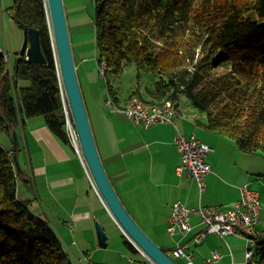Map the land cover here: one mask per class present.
I'll return each instance as SVG.
<instances>
[{"label": "trees", "instance_id": "trees-1", "mask_svg": "<svg viewBox=\"0 0 264 264\" xmlns=\"http://www.w3.org/2000/svg\"><path fill=\"white\" fill-rule=\"evenodd\" d=\"M93 1L96 54L109 72L134 65L157 75L146 97L139 89L131 97L179 106L183 95L204 114L203 128L233 139L242 152L264 155V0ZM45 4L13 0L11 18L39 31L47 62L23 58L11 76L0 53V135L42 117L69 144ZM108 93L116 98L112 86ZM3 147L0 141V264H72L57 232L20 199L14 155ZM256 242V264H264V230Z\"/></svg>", "mask_w": 264, "mask_h": 264}, {"label": "crops", "instance_id": "crops-1", "mask_svg": "<svg viewBox=\"0 0 264 264\" xmlns=\"http://www.w3.org/2000/svg\"><path fill=\"white\" fill-rule=\"evenodd\" d=\"M75 63L80 86L88 85L87 91L81 93L87 103L99 158L133 221L167 253L181 243L194 253L195 264H209L212 251L221 256L213 264H242L247 245L244 239H222L209 234L196 244L194 238L204 232L205 226L195 215L190 218V233L174 238L166 232L168 218L178 201L191 209L199 204L229 209L241 198L240 189L245 185L259 193L264 206V155L242 152L233 139L203 128L199 122L205 117L191 107L182 109L179 105L181 117L174 124L149 128L136 126L129 118H120L119 113L107 114L103 105L109 93L104 95L99 86L97 92L92 87L98 81L93 78L97 76L98 64L93 67L89 62ZM130 98L131 95L122 103L117 97L112 99L124 107ZM91 109L94 117L90 118ZM178 130L213 149L206 158L213 173L205 178L203 195L196 180L178 173L182 163L174 142ZM16 132L19 197L29 201L31 211L57 232L72 264H153L134 245L136 252L126 244V248L113 247L110 233L115 227L114 219L94 192L83 162L71 146L51 134L42 117L26 119ZM12 147L10 142L5 144L13 155ZM263 215L264 207L260 222ZM96 222L107 235V247L99 244ZM260 222L258 229L262 231ZM176 263L183 264L184 260L176 259Z\"/></svg>", "mask_w": 264, "mask_h": 264}, {"label": "built area", "instance_id": "built-area-1", "mask_svg": "<svg viewBox=\"0 0 264 264\" xmlns=\"http://www.w3.org/2000/svg\"><path fill=\"white\" fill-rule=\"evenodd\" d=\"M0 53L7 57L4 50L0 48ZM104 61V60H103ZM104 61L102 70L104 69ZM106 68V67H105ZM104 75V72H102ZM128 107L120 112L125 113L136 126L149 128L160 124H173L176 118L181 117V113L172 101L163 102L160 105L146 104L137 96H133L129 100ZM108 104H113L109 99ZM65 122L68 137H70L73 146L79 152L78 134L74 127L67 110L64 108ZM177 148L180 151L182 163L178 168L179 175H184L187 179L196 180L199 186L201 195L205 191V178L212 173V167L207 162L206 158L213 150L207 144L202 143L194 136L186 137L180 131L174 140ZM241 198L238 202L229 209H221L217 206L200 205L197 208L191 209L180 201L176 202L172 207L170 216L169 234L180 233L185 235L191 227V217L194 215L199 217L201 223L207 228L208 233L215 232L219 237L225 238L227 236H235L247 238L246 242V264H255L253 254L256 253L255 247L260 236V231L257 229L260 222L261 204L260 196L257 191L251 190L247 185L241 187ZM177 229V230H176ZM176 230V231H175ZM175 257L186 258L188 254L182 251H175ZM215 259L219 256L214 254ZM187 259V258H186ZM188 261V259H187ZM189 262V261H188ZM187 262V264H188ZM88 264H93L89 262ZM130 264H136L131 262Z\"/></svg>", "mask_w": 264, "mask_h": 264}, {"label": "water", "instance_id": "water-1", "mask_svg": "<svg viewBox=\"0 0 264 264\" xmlns=\"http://www.w3.org/2000/svg\"><path fill=\"white\" fill-rule=\"evenodd\" d=\"M48 11V20L50 24V30L52 33L53 43L55 45L56 55L59 71L61 77V83L64 87L66 94V101L68 102L72 113L76 133H78L80 146L82 149V155L88 171L92 177L93 184H95L106 209L109 211L114 219V222L118 224L124 236L130 241L134 247H136L141 253H143L149 261L154 264H177L173 259L169 258L166 252L163 251L157 244L150 239L146 233L139 227V225L133 221L124 205L122 204L119 196L110 183V179L104 170L92 127L87 108L85 107V101L83 94L81 93L80 82L78 81L77 68L72 45L70 43V35L67 17H65V7L62 3L63 0H45ZM25 40L23 47L20 51L19 60L25 58L26 61L35 64H45L47 61L43 56L40 42V33L35 28H29L24 30ZM17 132L15 129H11L10 136L13 142L14 148V162L16 169H19V162L17 161L19 156V142L17 138ZM96 232L100 246L107 247V235L102 226L96 222Z\"/></svg>", "mask_w": 264, "mask_h": 264}, {"label": "rangeland", "instance_id": "rangeland-1", "mask_svg": "<svg viewBox=\"0 0 264 264\" xmlns=\"http://www.w3.org/2000/svg\"><path fill=\"white\" fill-rule=\"evenodd\" d=\"M93 2H94L93 0H63V2H62L64 4V7H65V13H66L65 17H67V24H68L67 29L69 30V35H70V39H71L70 43L72 45L73 55H74L75 61L77 62V65L80 62H89V63H93L92 64L93 67H96V63L98 64L97 67H99V70L98 71L96 70L97 76H93V78L98 80V81L94 82L92 85V87L94 88V90L96 92H97V87L99 86L102 89L104 95H108V93H107L108 92V86H112V88L116 92V97L120 100L121 103L133 93L132 91L137 90V89H139V91H141L142 94L146 97L147 96V91H146L147 87L153 85L158 79L156 77L157 76L156 74L145 73V72L140 73L138 71V69L136 68V66L126 65V67L124 68L123 72L120 75H115V74L109 72V68L107 67L108 65H107L106 61H105L106 64L104 65V69L102 71V72H104V75L102 74V72H101L102 67L101 66H102L104 61L102 59L99 60L97 57V54H96L97 53V46H96V42H95L96 32L94 29V27H95L94 26V20H95L94 15H96V14H95V3H93ZM12 5H13V0H0V48L2 50H4L7 54V57H4V58L7 61V65L9 68L8 71H9L11 76L13 73V72H11V70H13L16 62L19 60L18 56H20V51L23 47L24 40H25V35L23 32L24 30L22 28H20L15 23V21L11 18L12 17V15H11ZM48 22H49V20H48ZM49 29H51L50 24H49ZM50 32H51V30H50ZM51 36H52V33H51ZM52 40H53V38H52ZM53 45H54V43H53ZM3 47L4 48L7 47L6 50ZM54 50H55V45H54ZM55 55H56V50H55ZM55 62H56V69H57L58 78H59L58 82H60L61 77H60V71L58 69L59 64H58L57 56H55ZM89 65H91V64H89ZM60 85H61V94L60 95H62L63 107L65 108V110H67L70 118L73 119L70 107H68L69 104L66 101V94L64 91V87H63L61 82H60ZM87 86L88 85L84 84V83L81 86L83 88L81 90H84V93L87 91ZM109 99L112 101L113 104L107 103L109 101ZM167 101L169 102L170 100H167ZM179 101H180L179 102L180 107H182V109H189L190 107L192 109H194L193 106L191 105V103L189 102V100L185 96H183V95L180 96ZM129 103L130 102L128 101V103L125 104L124 107H120L117 104H115L112 97L110 95H108L104 101L103 106H105L104 108L107 111L106 112L107 114L119 113L118 115L120 116V118H122L124 120H129L130 118L128 119V116L125 113L120 112L121 110L128 107ZM89 105H90V102H89ZM149 105H151V104H149ZM177 107L179 109V106H177ZM89 114H90V118H91V116L94 117V111H92V109H91V112ZM114 115H117V114H114ZM198 115L203 116L204 114L198 113ZM129 121H132V120L130 119ZM73 124H74V121H73ZM65 126H66V122H65ZM74 127H75V125H74ZM139 127H141V126H139ZM66 132H67V128H66ZM177 134H178V132H177ZM67 136H68V134H67ZM9 138L7 136H5V133L0 135V141H1L2 147L4 146L3 148H5V144H7L9 142L11 144H13L11 136ZM196 140H197V138H196ZM68 141H69L68 145L71 146L73 151L77 154V156L83 162V165L85 168L84 171L87 172V175H88L89 180L91 182L90 184H92L94 192L97 193V197H99L101 199V201L103 202V199L100 196V193L98 192L95 184H93L94 182L92 180L90 173H88L89 171H88V168H87L86 163L84 161V158H82L83 155H82V149L80 146L79 136H78L79 152H77V150L73 146V143H72L70 137H68ZM255 155H263V154L262 153H256ZM181 160H182V158H181ZM212 173H213V169H212ZM259 203L261 204V208H263L264 206H262L261 199H260ZM103 204H104V202H103ZM104 206H105V204H104ZM114 225H115V227L112 230V234L110 233L111 239H112V245H113V247H117V246L125 247L126 245L124 242L128 239L126 236H124V234L122 233V230L120 229V227L118 226V224L116 222L114 223ZM259 228L264 230V215L261 219ZM238 238H241V237H238ZM241 239H244L245 241H247V238H241ZM258 249H259V246H256L255 251L257 252Z\"/></svg>", "mask_w": 264, "mask_h": 264}, {"label": "bare ground", "instance_id": "bare-ground-1", "mask_svg": "<svg viewBox=\"0 0 264 264\" xmlns=\"http://www.w3.org/2000/svg\"><path fill=\"white\" fill-rule=\"evenodd\" d=\"M172 213V212H171ZM171 216V215H170ZM169 219V218H168ZM191 227H192V225H191ZM170 228H172V225H170V219H169V226H168V228H167V233H168V235L169 236H171V237H174L175 238V236H180V237H182V238H184V237H186L187 236V234H189L190 233V231L193 229V227H192V229L191 230H189L185 235H182V234H180V233H175L174 231H173V235H170L169 234V232L168 231H170ZM177 230V229H176ZM175 230V231H176ZM207 230V228L205 227V230H204V232L202 233V234H200V235H198V236H196L195 238H194V241L196 242V244H198V243H201V241H202V239L203 238H205L207 235H209V234H212V235H216V236H220V235H218L217 233H215V232H211V233H208V231H206ZM221 238V237H220ZM222 239H224V238H222ZM177 246H175V248L170 252V253H167L164 249H163V251L164 252H166L167 253V255L169 256V258H171V259H173L175 262H176V259H182V260H184V263L183 264H187V262H188V264H195L194 263V253L192 252V251H190L189 250V248H188V245H185V244H181V243H178V244H176ZM160 247V246H159ZM161 248V247H160ZM162 249V248H161ZM182 251L184 254H186V253H190V254H188V255H186L187 257V259H188V261H187V259L186 258H182V257H175V254H174V252L175 251ZM215 252H216V254L219 256V258H214L213 256H214V254H215ZM245 254H246V252H245ZM244 254V255H245ZM254 256H253V260H254V262H255V264H256V255L255 254H253ZM147 258V257H146ZM221 258V256H220V253H218L217 251H212V257H211V259H209L208 260V262H209V264H213L214 262H216L217 260H219ZM151 262V261H150ZM246 262H247V259H246V255H245V260H244V262L242 263V264H246ZM154 264V263H153Z\"/></svg>", "mask_w": 264, "mask_h": 264}]
</instances>
